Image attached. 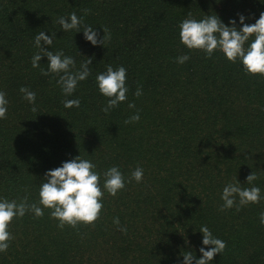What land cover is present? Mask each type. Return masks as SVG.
<instances>
[{"label": "trees", "instance_id": "1", "mask_svg": "<svg viewBox=\"0 0 264 264\" xmlns=\"http://www.w3.org/2000/svg\"><path fill=\"white\" fill-rule=\"evenodd\" d=\"M73 12L100 39L109 29L111 41L93 46L83 31L64 32L56 21ZM189 12L196 20L217 15L229 27L235 20L239 30V16L254 24L264 0H0V90L9 101L0 120V198L28 195L38 203L45 173L79 155L97 166L101 186L112 166L126 181L116 197L105 191L95 228L61 230L47 209L43 218L27 213L14 220L0 264H183L186 252L199 259V249L211 247L202 244L201 226L227 245L211 264H264V199L239 212L219 210L225 185L250 188L251 173L264 197V78L245 74L242 63L219 51L206 58L181 44L178 26ZM41 31L56 34L51 46L41 42L44 49L63 50L76 69L92 59L91 75L71 96L58 77L41 75L46 56L40 68L31 65ZM185 54L190 59L177 63ZM107 65L127 69L128 99L105 114L96 76ZM22 86L36 93L37 112ZM68 99H79L80 107L65 108ZM137 110L140 121L125 124ZM138 166L143 181L127 182Z\"/></svg>", "mask_w": 264, "mask_h": 264}, {"label": "clouds", "instance_id": "2", "mask_svg": "<svg viewBox=\"0 0 264 264\" xmlns=\"http://www.w3.org/2000/svg\"><path fill=\"white\" fill-rule=\"evenodd\" d=\"M90 10L85 9V15ZM185 18L179 24L180 43L186 46L190 51H201L206 58H212L219 51L224 54L226 59L236 64L242 63L245 74L250 76H260L264 78V12L254 24L244 23L245 17L239 16L240 23L243 25L237 29L236 21L231 20L229 27L225 25L217 15H208L201 20L191 17ZM64 32L75 30L83 31L84 38L93 46H103L111 41V33L107 28H103V38L90 26L85 25L83 18L76 15L75 12L70 17H58L56 21ZM82 29V30H81ZM46 35L43 31L35 36L34 46L39 49L32 58L31 65L34 69L40 68L41 58L46 56L48 59L47 70L40 69L41 75L58 77L57 84L61 87L65 96H71L77 89L79 82L86 81L91 75L92 59L88 58L82 62L79 69H76L75 59L66 56L63 50L53 53L46 51L42 46H51L53 37ZM247 45V46H246ZM190 57L185 54L179 56L176 60L179 64H184ZM96 83L101 95L107 98V104L102 108L105 114L110 113L122 102L127 101V69L119 66L113 69L107 65L106 71L97 74ZM22 98L32 105L31 111L37 112L36 93L28 87H20ZM143 94L142 88L138 87L134 95L139 98ZM9 101L6 93L0 90V120L7 119ZM65 108H79V99H68L63 101ZM130 109H135V103H129ZM140 121L139 110L124 121L125 124L137 123ZM97 166L90 160L79 156L70 161H66L61 167H57L45 173V181L39 188V201L29 202V196L25 195L17 200L0 198V253H6L14 239L10 227L14 220L23 218L27 213L34 214V218H43L44 209L49 210L50 218L56 219L59 223L57 227L61 230L65 226L77 229L81 224L86 227L95 228L96 222L101 218L103 210V199L105 191L112 197L126 188L124 174L116 166L109 167L103 172L104 182L101 186V173L96 170ZM144 177L142 167H137L131 173L127 182L134 180L141 183ZM258 179L255 173L247 176L248 184L253 185L250 188H242L240 183H228L223 188L221 199L223 204L220 211H226L236 208L239 212L243 206L249 204H259L264 197L261 196V189L254 186V181ZM237 197L239 203L237 204ZM42 206V207H41ZM121 232L126 233L127 228L120 226L118 217L113 219ZM260 223L264 225V212L260 214ZM200 232L203 234L202 244L211 246L208 250L205 247L199 249L202 253L201 258L196 259L193 253L183 254V264H211V261L217 254H223L226 249V242L213 236L207 226H201Z\"/></svg>", "mask_w": 264, "mask_h": 264}]
</instances>
